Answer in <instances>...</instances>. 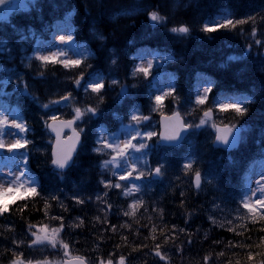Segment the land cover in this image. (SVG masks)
<instances>
[{"label":"trees","instance_id":"1","mask_svg":"<svg viewBox=\"0 0 264 264\" xmlns=\"http://www.w3.org/2000/svg\"><path fill=\"white\" fill-rule=\"evenodd\" d=\"M222 9L231 11L235 26L221 24L214 31H205V20ZM73 10L76 36L92 50L91 57L69 69L58 62L45 66L33 62L23 77L26 91L19 86L13 95L32 127L31 166L41 183L37 194L18 197L0 214V264L26 256L30 225L47 221L65 207L62 202L58 205L54 194L57 183L60 188L78 185L85 191L99 188L97 152L80 153L64 180L51 171V137L41 102L53 101L57 90L74 88L81 77L104 75L105 87L89 95L87 102L102 111L97 117L101 123L113 126L115 112L129 111L130 97L143 101V77L139 78L140 86L131 88L128 98L117 105L119 90L109 83L108 75L116 70L122 80H128L132 56L142 48L174 57L170 66L178 75L177 88L167 98V111L185 106L177 96L187 100L193 95V79L198 73L212 79L213 95L223 90L235 96L247 95L243 115L217 107L223 122L249 129L247 138L226 150L215 144L211 128H200L192 133L193 143L166 148L161 153L165 167L175 177L168 188L153 191L137 209L130 207L127 198L105 197L106 213L98 205L97 218L82 206L79 211L87 223L77 236L78 251L91 260L90 250L101 249L105 258L118 262L123 257L125 264H261L264 219L251 217L241 201L249 164L264 157V0H37L30 10L0 21V39L7 41L0 63L9 61L11 51L18 59L23 30L34 28L48 36L56 20L70 16ZM152 12L163 20L151 21ZM242 20L245 22L237 23ZM183 24L189 27L187 34L171 31ZM210 105L209 100L197 107L194 117L199 118ZM89 136L88 129L85 139ZM191 154L195 156L193 166L182 168L185 156ZM197 172H212L214 180L197 187ZM111 194L115 196L113 191ZM133 211L135 215H125ZM75 224L83 226L78 221Z\"/></svg>","mask_w":264,"mask_h":264},{"label":"rangeland","instance_id":"2","mask_svg":"<svg viewBox=\"0 0 264 264\" xmlns=\"http://www.w3.org/2000/svg\"><path fill=\"white\" fill-rule=\"evenodd\" d=\"M25 3V0H15L12 2L10 7L8 9H11V11L16 8L17 6L22 5ZM228 19V15L225 12H222L220 15H218L216 18L210 20L208 22V25L214 26L216 24H219L222 21H225ZM63 24V23H61ZM58 30L56 31L54 37L50 41H40L38 45L35 48V51L33 53H30L26 57V63H29L34 56H43L47 55L49 57H57L62 55L65 59H72L76 60L79 59V51L84 50V46L80 45L79 48L75 47V43L70 41L68 37H71V29L69 26L65 28H57ZM63 35L65 37L64 41L60 40V36ZM156 53L150 50H143L139 53L138 57L136 58V64L134 68V72L136 73L140 67H143L145 69H148V73L150 68L148 67L149 62L151 64L154 63L156 60L155 58ZM157 59H159V55H157ZM160 61V59H159ZM147 76H149L147 74ZM9 77V76H8ZM199 80V79H198ZM198 82V81H197ZM0 82V86L2 85ZM208 82L204 79H200L198 83V91H197V96H196V102L198 103V100L200 99H205V90L207 88ZM155 87L158 88V96L159 94L162 95L165 93V91H168L170 89V76H160L158 81L155 84ZM221 105L223 104H233L236 103V101L232 98H227L226 96H221V101L219 102ZM159 110L158 103H152L148 107V111H142L140 108H135L129 118L128 122H123L121 124V128L118 130V132H113L108 134L105 132V130L101 132L100 137H103L105 140H107L109 143L113 142V138H118V143L122 146L124 143L128 142L129 139L134 138L135 145L139 146L140 143L145 144L150 138H148L147 133H153L151 138L154 136L156 132V122L153 120V116L151 112H155ZM136 116L137 119H133V116ZM56 116V115H55ZM52 116V117H55ZM149 117L147 121L144 120V117ZM7 118V120L5 119ZM0 120H6L7 124H0V144L3 145V147H0V185H3L4 188L9 187L8 181L10 180V173L13 175H19V173L23 171H19L20 166H13L14 163H16V160L19 158L18 155H13L12 151L9 150L11 144L19 139H22V135L20 136L19 129L15 127V124L19 123L14 115L10 113L4 106L0 105ZM204 121L205 124V120ZM221 121H214L213 125L214 127L216 124L220 123ZM191 123V122H190ZM192 124V123H191ZM145 126L147 128H144L142 126ZM234 128V127H232ZM235 129V128H234ZM20 136V137H19ZM19 137V138H18ZM101 148L103 150L107 151V154L109 155L107 158H105L102 162V165L104 164L105 161H111L113 158V155L115 153L113 152L112 149H109L105 147L104 145L101 144ZM134 150H128V164H125L124 160H119L118 158V163L117 164H109V166L102 167L104 171L108 172L109 174L113 175L116 174L118 177H121L122 175L126 174L125 169L127 168L128 171H131L133 168L137 166L136 162L133 159L132 153ZM139 172H142L140 169L138 170L136 176L139 174ZM162 173V171H161ZM132 175L134 176L135 174L132 172ZM161 176V175H160ZM139 180V179H138ZM138 180H132L131 182H126L128 183L129 187L128 189H131L133 185L139 186ZM260 183V187L264 186V161H259L256 162L253 167L251 172L248 174V185H247V190H251L252 193H254L253 196H251V201H254L256 199L261 198V194L258 191V185ZM120 184V182H118ZM135 192V190L132 191V193ZM41 229H45V231H40ZM53 230L50 227H36L35 228V233L40 235L41 237L48 236L49 238H54L56 239V233L53 232ZM35 237V236H34ZM36 238V237H35ZM39 247H45L47 245H52L51 243H48L47 241L43 243H35ZM42 252L52 254L54 255L56 251H51L48 249L43 250ZM63 255L65 256H72V251L71 248L68 246L67 249L64 248ZM24 264H29L28 261H24ZM34 262H40V263H33L31 261V264H45V262H49L48 264L53 263V259H44L40 261H34ZM104 264H107L105 262Z\"/></svg>","mask_w":264,"mask_h":264},{"label":"snow or ice","instance_id":"3","mask_svg":"<svg viewBox=\"0 0 264 264\" xmlns=\"http://www.w3.org/2000/svg\"><path fill=\"white\" fill-rule=\"evenodd\" d=\"M8 2V0H0V5H5ZM37 0H28V2L24 5L25 10H27L29 7H35ZM11 11V9H7L3 12V14H0V21H6L8 19V14ZM150 19L151 21H153L154 23H160L163 18L159 15V13L157 12H152L150 13ZM245 21H238L237 23H244ZM228 25H232L233 27L235 25H233V22L231 19H226V22L224 24L221 25V27H227ZM68 26V18H65V21L63 24L57 25L58 28L62 29ZM205 31H214V28H209L207 25L205 26ZM172 32L175 33H180V34H187L189 32V29L186 26H181L180 28H173L171 29ZM32 36H34V33H31ZM21 36L23 39H27L28 36L24 35L23 33H21ZM100 39H103V37H99ZM68 39L70 40L71 37L69 36ZM60 40L64 41L65 37L63 35L60 36ZM7 51V41L0 39V52H5ZM42 62L44 63H48V62H52V63H63L64 67H74V66H78L80 64V60L76 59V60H72V59H65L63 61H58L55 57H49L47 55H43V56H39L38 57ZM159 59L162 61H168L171 60L172 57L168 56L166 54H161L159 56ZM231 60H236L238 59L237 57H231ZM113 64L116 63L115 59H113L112 61ZM152 64L151 62H149L148 67L151 68ZM0 70H4L6 71V69H3V66L0 65ZM138 71L144 72L145 75H147L148 69H145L143 67H140L138 69ZM102 79V78H100ZM77 85H79V81H76ZM113 83H118L117 81H113ZM102 83H100V80L97 81H93L90 82L89 84L86 85L85 87V91H87V88H91L93 92L99 93L101 87H102ZM210 87L208 89L205 90V98H206V94L208 91H210ZM122 94H126L125 90L122 89ZM62 99H68V97H63ZM249 100V98L244 97L242 98L240 101H238L237 103H233V104H223L221 105V110H228V109H233L236 113L243 115L246 113V108L242 107L243 104L247 103ZM156 101L157 103H159L161 101V97H156ZM54 103H59V101H55ZM198 103H204V99H200L198 100ZM44 107H48L47 105H45ZM85 114H90V115H95L96 114V109L95 108H91V107H87L85 108L83 111L80 108H76L75 109V118L73 121H68L67 125L69 127H71V125L75 122V120L78 119H82V117ZM208 113H205V116H207ZM53 120L56 119V117H52ZM133 119H137V117L134 115ZM144 119H147V117H145ZM204 121H201V124H203ZM0 124H7L6 120H0ZM51 127V125H49ZM16 128H20L21 130H23V126L20 123L15 124ZM191 127V126H189ZM197 127H199V125H197ZM55 131V129H53ZM247 132V129L244 128H232V127H228L227 128V134L226 135H218L217 136V141L220 142L226 150H231L235 147H237V145H239L243 139H244V134ZM153 135V133H147L148 138H151V136ZM231 137V139H230ZM79 139V134L77 133V141ZM163 139L165 141H169V142H178L181 137L178 134H174V135H167L164 136ZM98 144H102L105 147L112 149L113 152L115 153V155H113V158L111 161H105L103 166L104 167H108L109 164H117V166H119L118 163V158L119 160H124L125 164H128V150H134V151H141L142 149H144L146 147L145 144L140 143L139 146L131 143V139L128 140V142L124 143L122 146L118 143V138H113V142L109 143L107 140H105L103 137H100L97 141ZM22 145L20 144V141L17 140L15 144L11 145L9 150H13V149H17L19 147H21ZM0 147H3L2 144H0ZM73 150H74V146H73ZM94 151H103V148H97L94 149ZM72 156H71V152H67L64 153L63 155H57V158L53 160V163L57 166L58 169H65L66 167L69 166V162L71 161ZM186 168H190L191 167V163H187L185 165ZM126 171V175H122L120 177V179H127L130 178L132 176V172L135 171V169L133 168L131 171H128L127 168L125 169ZM150 175L152 174L151 172L149 173ZM154 174L156 176H160L161 173V168L157 167L154 170ZM10 175V180L8 181L9 183V187L8 188H4L3 185H0V198L6 197L7 194L13 190V187H15L17 190L19 188H24V191L28 194H37L36 192V184L38 183L34 177L31 176H25L24 172H21L19 175H13L12 173L9 174ZM144 172H139V174L135 177L136 179H140L144 176ZM21 177H25L24 179H21ZM200 173L197 172L195 174V182H196V186L199 187L200 184ZM259 183V182H258ZM107 187V184L105 185ZM116 188L121 187L120 184H116L113 185ZM135 190V191H139V186L133 185L131 189H129L125 195H130L131 192ZM258 191L261 192V198L260 199H256L254 201H251V196L254 195V193L251 192V190L249 189V191L247 193L244 194V197L241 201L242 203V207L248 210V214L255 218L257 215H259L260 219H264V186L260 187L258 189ZM82 202V201H81ZM110 207V205H109ZM132 209H136L137 204L133 203L130 206ZM7 209V205L6 204H0V214H3L4 212H6ZM125 215H135V212H125ZM229 223H231V221H229ZM113 230H115L113 228ZM230 231H235V229L230 228ZM40 231H45V229H41ZM58 230H53V232H57ZM153 231H155V229H153ZM240 234V233H237ZM33 235L36 237L35 240L33 241V243H43L45 241H47L48 243H51L53 247L56 246V240L54 238H49L48 236H44L41 237L40 235L36 234L35 232L33 233ZM155 238V237H154ZM63 247L65 249L68 248L67 244H63ZM157 248H159V245H157ZM156 255L159 256L161 259H164V257L161 255V253L159 251L156 252ZM80 260V264H84V261L82 258H77ZM249 259H252L251 254L249 255ZM12 264H24L23 260L21 257H18L16 260H14L12 262ZM29 264H31V262H29ZM45 264H47V262H45ZM100 264H104V261H100ZM107 264H113V262L111 260L107 261ZM119 264H124V258L121 257L119 260ZM261 264H264V262H261Z\"/></svg>","mask_w":264,"mask_h":264},{"label":"water","instance_id":"4","mask_svg":"<svg viewBox=\"0 0 264 264\" xmlns=\"http://www.w3.org/2000/svg\"><path fill=\"white\" fill-rule=\"evenodd\" d=\"M11 1L12 0H8V2L5 5H0V14L3 13V11L6 9V7ZM62 125L69 127L67 125V122H62ZM65 126H61L59 122H53L51 124L52 129H55L54 134L57 137L56 145H55L56 146V149H55L56 158L58 154L63 155L64 151L70 152L69 150H71L74 146L76 132L73 129V124L71 125L70 128L74 130V135L71 138H67V139L63 138ZM161 127H162V130H161L162 141L166 144H172V145H178L179 143H181L189 131V127L184 124V121L182 117H180V114L178 112L173 115H163L161 117ZM174 134H178L181 137V139L178 142H169L163 139L164 136L174 135ZM226 134H227L226 127L218 128V135H226ZM64 264H80V260L71 259V260H67ZM84 264H87V263L84 262Z\"/></svg>","mask_w":264,"mask_h":264},{"label":"bare ground","instance_id":"5","mask_svg":"<svg viewBox=\"0 0 264 264\" xmlns=\"http://www.w3.org/2000/svg\"><path fill=\"white\" fill-rule=\"evenodd\" d=\"M206 108H209V106H207ZM222 124H225V125H230V126H237V127H241V128H244V129H247V134H248V131H249V129L247 128V127H244V126H240V125H235V124H230V123H225V122H223V120H222ZM257 162H259V161H257ZM255 164V163H254ZM254 164H252L251 166H250V168L252 169V167H253V165ZM244 183H245V185L247 186L248 185V179H245L244 180ZM260 183H259V185H258V188H260ZM248 192V191H247ZM259 193L261 194V192L259 191ZM262 195V194H261ZM262 262H264V258L262 257Z\"/></svg>","mask_w":264,"mask_h":264}]
</instances>
